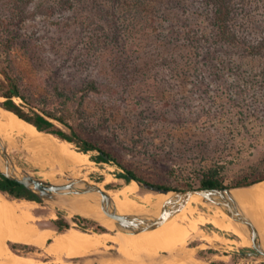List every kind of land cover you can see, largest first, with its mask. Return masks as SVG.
Masks as SVG:
<instances>
[{
  "label": "rangeland",
  "instance_id": "374dc122",
  "mask_svg": "<svg viewBox=\"0 0 264 264\" xmlns=\"http://www.w3.org/2000/svg\"><path fill=\"white\" fill-rule=\"evenodd\" d=\"M128 1L129 5L121 3L115 8L117 17H107L104 8L111 6L110 0H84L86 3H77L70 10L55 11V0H28L27 5L22 0H0V20L10 16L16 4L25 8L24 22L19 27L23 39L13 48L24 88L35 96L53 99V89L58 84L72 91L97 78L102 93L94 94L86 104L90 137L119 152L151 184L186 188L189 183L200 188L203 172L219 166L225 183L230 185L264 161V92L252 91L241 99L235 89L253 79L264 80V58L248 56L240 48L219 43L213 36L216 33L208 11L197 0H182L169 19L163 17L162 3L156 0V14L149 16L157 22L153 28L150 23L138 27L140 33L136 35L139 43H145V49L132 52L134 40L130 46H121L112 39L123 34L116 25L129 22L131 14L133 18L137 15L130 6H138L136 0ZM236 2L237 24L244 35L264 36V0ZM109 19H115L117 24H109ZM1 32L4 33L2 25L0 35ZM190 32L199 37L205 34L210 40H204L200 48L190 46L186 39ZM90 43L93 46H88ZM4 100L0 96V106ZM237 102L241 105H233ZM15 138L19 148L8 151L19 168L49 181L63 182L72 176L102 185L110 193L126 184L119 177L125 170L114 162L95 161L99 154L96 151L88 153L90 164L86 169L60 164L52 167L25 138ZM69 144L72 150L81 152L75 144ZM133 200L140 202L134 197ZM33 205L40 228L51 227L58 232L55 220L65 219L71 228L110 231L99 222L79 219L67 208L44 202ZM217 209L203 201H193L188 206L195 219H208ZM201 229L212 240H199L190 247H197L210 264H264V257L248 254L251 248L243 243L240 233L220 230L208 222ZM17 248L26 253L40 250L27 245ZM105 259L103 254H91L63 257L62 261L105 264ZM43 260L60 264L52 256Z\"/></svg>",
  "mask_w": 264,
  "mask_h": 264
},
{
  "label": "bare ground",
  "instance_id": "6f19581e",
  "mask_svg": "<svg viewBox=\"0 0 264 264\" xmlns=\"http://www.w3.org/2000/svg\"><path fill=\"white\" fill-rule=\"evenodd\" d=\"M0 135L6 140L9 151L19 148L15 136L25 138L27 144L37 149L45 164L52 167L60 164L67 168L86 169L90 164V154L72 150L68 142L39 132L34 125L1 106ZM110 194L119 211L125 214L158 212L168 198L167 195L141 189L136 181ZM235 195L258 223L260 219L264 223V182L238 188ZM133 197L140 202H135ZM96 200V197H78L67 209L72 213L96 216L110 231L87 232L71 228L60 233L51 227L37 226V217L33 213L35 201L14 200L0 192V264H51L43 260L51 256L57 259V263L64 264L63 257L76 258L91 254L106 256L105 264H210L197 247H190L199 240H212L201 229V225L207 222L220 230L240 233L243 243L250 245L248 237L221 209L214 211V215L208 219H195L187 207L155 229L130 234L117 231L115 221L105 218ZM192 200L203 201L199 196ZM10 242L40 250L26 253L19 248H12Z\"/></svg>",
  "mask_w": 264,
  "mask_h": 264
},
{
  "label": "trees",
  "instance_id": "16d2710c",
  "mask_svg": "<svg viewBox=\"0 0 264 264\" xmlns=\"http://www.w3.org/2000/svg\"><path fill=\"white\" fill-rule=\"evenodd\" d=\"M19 1L20 0H17V2ZM22 1L25 4L28 0ZM96 1L100 0H93L94 3ZM157 1L162 3L165 15L163 17L165 19H169V17L175 14L176 11H174V9L176 8L174 7H180L182 3V0ZM197 1L201 3L205 11H208L213 31L216 33V35L213 36L218 38L217 41L219 43L232 48H240L248 56L264 58V36L251 38L244 35L242 29L237 24L236 0ZM77 3L79 5H83L86 2H84V0H55L52 10H70L76 7ZM110 3L111 6L109 8L105 9L103 7L107 17H117L115 8L120 6L121 3L124 6L129 5L128 0H110ZM136 3L138 6H136V4L133 5L132 3H130V6L132 7L131 11L133 9L137 10V15L133 18V14L130 13L131 19H129L130 21L128 20L129 22H126L125 20L123 25H116L115 27L117 30H121L123 34L119 33L117 36L112 37V39L115 43H118L121 46H128L130 42L134 40L135 45L130 47V49H132L131 51L142 52L145 49V43H139V40H137L138 37L136 35H139L140 33L138 27L143 25L147 26V24L150 23L153 28L155 22L157 21L155 20V17L150 18L151 16L149 15L156 14L155 9L158 7V3L156 0H136ZM10 4H8L9 7ZM153 4H156L157 6ZM160 6L161 4H159V7ZM24 14L25 8L22 5L16 4L14 9H12L10 16L0 20V25H2L4 29V33L2 34L1 32L0 35V72L4 76V79L0 80V96L5 98L1 106L11 112H14L26 122L34 125L39 131L46 132L63 141L75 144L81 152L86 154L94 151L98 152L99 154L94 158L97 162L116 163L119 167L125 170V173H120L119 177L125 180L126 184L131 182L130 176L140 182L150 183L146 176L140 174L129 163H126L119 152L105 148L99 142L90 137V133L86 129L88 115L86 104L88 103L89 98L94 94L102 93V84L99 83L97 78L89 80L83 87L75 88L72 91H67L58 84L53 89V99H50L47 96H35V94L31 93V91L24 88L23 78L18 72V68L13 57V48L18 41L23 39L21 33L19 32V27H21V24L24 22ZM114 21L117 22L115 19H109V24L114 25ZM135 28L138 30L137 34L134 33ZM102 30L106 31L107 28H103ZM154 32H157V28ZM186 39L188 45H197L199 48L201 45L203 46L205 44L203 43L204 40H206L207 43L210 40L209 36H205V34L202 36L200 35L199 37L191 32L187 34ZM88 46H93V43H90ZM235 89L236 91L238 90L237 95L240 98L242 97L241 99H243V96L252 91L263 93L264 80L261 81L253 79L247 83L244 82L243 84L235 86ZM233 105L241 104L237 102V104ZM200 182V188H237L253 186L264 182V161L253 167L251 171L238 176L230 185L225 183L223 168L219 166H212L203 172ZM153 184L166 189L185 190L195 188L194 185L189 183L186 188L173 187L172 185L158 182H153ZM125 185H123V187ZM0 191L12 198L43 203L40 198L33 194L24 185L5 177L1 173ZM79 219L88 221L87 219L81 217H79ZM54 223L60 233L71 228V224L65 219L55 220ZM10 245L14 249L19 246H23L20 244L15 245L11 242Z\"/></svg>",
  "mask_w": 264,
  "mask_h": 264
},
{
  "label": "water",
  "instance_id": "95a60500",
  "mask_svg": "<svg viewBox=\"0 0 264 264\" xmlns=\"http://www.w3.org/2000/svg\"><path fill=\"white\" fill-rule=\"evenodd\" d=\"M0 173L24 185L42 202L49 205L67 208L78 197H96V203L102 209L105 218L115 221L117 231L130 234L152 230L163 225L195 201L192 200L193 197L199 196L204 203L216 206L226 212L243 234L248 237L251 248L248 253L250 256L264 257V230L235 195V190L243 187L175 190L162 188L148 182H140L130 176L131 181H136L141 189L167 195L168 198L158 212L125 214L119 211L110 192L102 189L98 184L72 176H68L63 182L49 181L32 171L19 168L9 153L7 142L2 135H0ZM14 200L24 199L14 198ZM74 214L87 220L101 222L96 216Z\"/></svg>",
  "mask_w": 264,
  "mask_h": 264
},
{
  "label": "crops",
  "instance_id": "0c3cea01",
  "mask_svg": "<svg viewBox=\"0 0 264 264\" xmlns=\"http://www.w3.org/2000/svg\"><path fill=\"white\" fill-rule=\"evenodd\" d=\"M260 223H259V225H260V227L264 230V223H263V219H260Z\"/></svg>",
  "mask_w": 264,
  "mask_h": 264
},
{
  "label": "flooded vegetation",
  "instance_id": "af4514ba",
  "mask_svg": "<svg viewBox=\"0 0 264 264\" xmlns=\"http://www.w3.org/2000/svg\"><path fill=\"white\" fill-rule=\"evenodd\" d=\"M20 247V246H19ZM18 248H16L15 250H17Z\"/></svg>",
  "mask_w": 264,
  "mask_h": 264
}]
</instances>
